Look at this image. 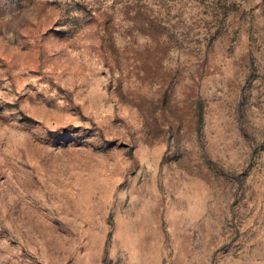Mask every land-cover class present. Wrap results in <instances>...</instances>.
I'll return each instance as SVG.
<instances>
[{
	"label": "rangeland",
	"instance_id": "374dc122",
	"mask_svg": "<svg viewBox=\"0 0 264 264\" xmlns=\"http://www.w3.org/2000/svg\"><path fill=\"white\" fill-rule=\"evenodd\" d=\"M0 264H264V0H0Z\"/></svg>",
	"mask_w": 264,
	"mask_h": 264
}]
</instances>
